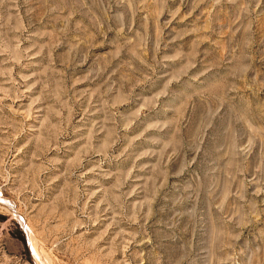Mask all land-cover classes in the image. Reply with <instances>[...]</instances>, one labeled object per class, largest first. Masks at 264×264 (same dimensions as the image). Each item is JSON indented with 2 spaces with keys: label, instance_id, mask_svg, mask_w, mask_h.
Masks as SVG:
<instances>
[{
  "label": "rangeland",
  "instance_id": "374dc122",
  "mask_svg": "<svg viewBox=\"0 0 264 264\" xmlns=\"http://www.w3.org/2000/svg\"><path fill=\"white\" fill-rule=\"evenodd\" d=\"M0 264H264V0H0Z\"/></svg>",
  "mask_w": 264,
  "mask_h": 264
}]
</instances>
